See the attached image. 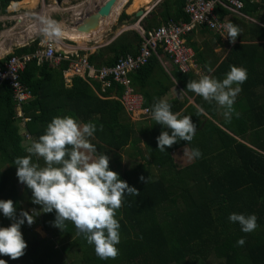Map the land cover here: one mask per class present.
<instances>
[{"label": "trees", "instance_id": "obj_1", "mask_svg": "<svg viewBox=\"0 0 264 264\" xmlns=\"http://www.w3.org/2000/svg\"><path fill=\"white\" fill-rule=\"evenodd\" d=\"M11 1L20 0H0L1 14ZM185 1L164 0L157 7L156 16L151 13L149 18H144V28H157L169 20L188 21L182 12ZM170 2L173 8L169 11ZM176 6L180 14L176 13ZM218 9L215 12L220 19L222 15ZM248 27L245 29L247 42L264 41L263 26L250 24ZM134 39L140 43V36L135 33L122 35L110 49L118 46L134 55ZM37 44L33 41L28 46L16 48L13 54L0 61V70L13 55L33 54L38 49ZM245 50L264 51V45H234L224 62L233 61V66H243L249 71L235 99L231 119L214 124V101H205L199 95L194 98L197 109L192 105L184 109L185 104L169 102L173 113L191 116L196 132L192 141H178L171 147L166 146L165 152L157 150L156 138L163 129L151 119L150 111L152 104L160 99V94L155 98L156 94L150 90L153 85L163 87L161 94L172 86L171 81L168 86L161 81H150L156 70L165 74L158 58L164 62L168 57L161 49L157 50V56L149 58L147 65L129 75L132 88L143 98V107L150 111L148 117L141 119L147 120L144 132L140 134L142 139L137 136L133 124L120 120L123 108L119 101L107 99L114 89L119 97L121 88L113 85L100 93L99 84L93 82L96 89L93 91L88 83L75 78L70 89H64L62 83L57 84L62 80L60 72L48 64L37 65L35 60L30 61L20 75L21 84L32 95V99L21 106L22 115L29 118L25 127L29 142L44 133L53 117L69 115L80 122L92 121L97 125L93 136L96 154L108 155L110 170L115 172V166L120 165V153L127 148L131 150L127 157L133 166L126 169L120 179L140 194L136 197L128 195L116 210L114 218L120 224V242L114 259L97 257L93 246L86 243L82 235H77L70 221L65 222L62 231L53 227L55 211L40 214L41 230L47 237L32 235L28 239L29 225L25 222L20 229L27 244L24 255L15 260L8 256H0V259L6 264H264V64L261 69L257 65H262L255 61L247 63L240 56ZM262 60L264 62V55ZM61 66L64 68L66 64ZM171 74L186 94H195L186 90L192 77L181 74L176 68ZM15 107L11 87L8 82H2L0 200H12L18 215L21 210L35 208L39 211L40 206L31 203V190L25 185L22 184L21 193L17 190L19 182L13 161L28 153L27 147H22L23 137L19 135L18 127L21 118L16 116ZM199 108H203L202 113ZM140 143H143L142 148ZM182 148L190 151L197 148L202 155L179 169L172 156ZM32 159L40 166L44 165L42 158L33 156ZM141 176L146 183L139 179ZM230 213L255 214L258 227L243 233L238 223L229 222ZM9 222L12 221L0 215V227H7ZM240 238L245 240L243 246L236 243Z\"/></svg>", "mask_w": 264, "mask_h": 264}, {"label": "clouds", "instance_id": "obj_2", "mask_svg": "<svg viewBox=\"0 0 264 264\" xmlns=\"http://www.w3.org/2000/svg\"><path fill=\"white\" fill-rule=\"evenodd\" d=\"M41 25V33L49 39H59L65 35L54 19L42 18ZM223 27L229 42L234 43L239 33L238 26L229 22ZM229 69L221 80L203 75L199 80H189L186 84V90L222 106L226 119H231L240 86L247 79L246 68L230 65ZM150 111L151 119L163 129L156 138L158 151L165 152L166 146L171 147L181 140L192 141L196 125L191 121V116L173 113L171 105L164 99L155 101ZM199 111L203 112V108H199ZM96 131L97 125L92 121L80 122L69 115L53 117L44 133L33 140L29 147L26 146L28 155L14 159L18 182L31 190V203L40 206V210H21L17 215L12 200H0V215L12 221L8 227H0V256H8L12 260L22 257L27 244L21 226L25 222L31 225L36 216L53 211L55 217L52 226L62 231L65 222L70 221L77 235H82L86 243L93 246L101 260L114 259L118 255L116 246L120 242V224L114 218L116 210L128 195L136 197L140 193L109 169L108 155L96 154L95 145L89 142ZM21 136L23 141L29 142L27 133ZM201 155L200 150L194 148L188 158L198 159ZM33 156L42 158L44 165L33 162ZM139 179L145 181L143 176ZM228 220L238 223L243 233H250L258 227L255 214L230 213ZM236 243L243 246L245 240L240 238ZM0 264H6V261L0 259Z\"/></svg>", "mask_w": 264, "mask_h": 264}, {"label": "crops", "instance_id": "obj_3", "mask_svg": "<svg viewBox=\"0 0 264 264\" xmlns=\"http://www.w3.org/2000/svg\"><path fill=\"white\" fill-rule=\"evenodd\" d=\"M22 1H24V0H20L17 2L11 1L8 4V6L5 7V11L2 14H1V9H2L1 6L2 5L0 3V16L6 14V9L10 5H11V7H13V4L16 3L17 5H19ZM140 1L141 0H123V1H117L116 0L115 4L113 6L114 8L111 10V12H113L111 18L107 22L104 20H103V22L106 26L104 32H107L113 26H114L113 30L118 29L119 31L112 39L110 38L106 42L100 37L101 35H99V34H97L93 37H89V39H88V36L85 37L86 35L78 34L75 31V29H67L66 30L64 27H61L63 32L65 33V35L59 39H49L46 36L41 35L38 38H36L35 40H33V41L38 42V44H37L38 49L36 51H41L43 49V47H45V45L47 44L46 42L48 40H52L53 41L52 45L57 49V51L59 53L60 52H74V53H79L81 55H84L87 57L88 61L90 62V64L94 68H101V67H105V66H110V64L114 65L117 62V60H119L123 57H126L128 55L129 56H137L139 53V46L137 48H136V46L138 45L139 42L138 41L136 42L135 39L132 42V47H133L132 51L133 52L135 51L134 55H132L130 52H125V49H121V47L117 46V47L110 49V46L112 43L116 42L122 35L135 33L139 37V34H138L139 28H141L143 30H149V29L144 28V25H145L144 18H149L151 13L153 14V16H156V14L158 13V11H156V9H157V7H159L162 4V2L164 0H155V2H153L154 0H151L146 5L144 3L139 4ZM171 1H176V0H171ZM180 1L184 2V0H180ZM240 1L243 3V9L241 11V16L234 15L222 7L221 8L223 10L222 9L220 10L218 8H216L214 10V12H215L218 9L219 10L218 13H220L222 15V18H220L222 20H220L219 17L217 16L216 12H215V15L218 17V19L220 21H225L226 23L231 22L234 25L238 26L239 33H238V36H237L234 43L229 42V39H227V35L226 36H220L219 34L213 32L211 30H210L211 32L207 31L208 28L204 29L202 26L197 27L191 33H189L187 36H185L186 46L190 45L188 47L191 49L192 54H193V57H192L193 58V69L188 73V75L190 77H192V80H199L201 78V76H203V75H208L209 77H214L217 80L223 79L225 77V74L230 70L229 66L230 65L233 66V61L227 62L225 64H224V62H226L227 56H228L229 52L231 51V49L233 48L234 45L250 44V43L264 45V41L247 42L246 38L248 36H247V32L245 31L246 28H250V27H248L250 24L255 25V26H263L264 27V0H256V1L245 0L244 2L242 0H240ZM29 3L31 4L29 7H33L35 4H37V0L30 1ZM101 5H102V3H101ZM142 6L144 7L143 9H138ZM76 8H78V7H76ZM172 8H173V3L170 2V9H168V10L170 11V10H172ZM116 10H117V13H115ZM90 11L91 10H89L86 13L89 14ZM92 12L94 13V11H92ZM176 13H179L177 6H176ZM123 15H125V17ZM73 20H74V15H73ZM74 22L71 23V25H70L71 28H73V26L76 24ZM34 25H37V24H31V26H34ZM31 26H29L28 29ZM4 28H5V26H4L3 22L0 21V33H2L4 31ZM97 31H95V32H97ZM95 32H92L88 35L92 36L93 34H95ZM1 35L2 34H0V36ZM93 39H94V42H98V43L97 44H88V47H87L86 43L93 40ZM83 45L85 46V48H82ZM26 46H28V45H26ZM17 48H19V47H17ZM15 49L16 48L11 49L9 51L4 50V49H0V51H3V53H0V61L3 60L4 58H6L8 55L13 54ZM123 52H125V54L121 55ZM2 55H3V57H1ZM23 55H31V54H23ZM23 55H18V56H23ZM263 55H264V51H248V50H245V51L240 52V56L242 57V59H245V61L247 63H252L253 61H255L256 64H261L262 66L257 65L258 68L262 67L261 69H263V64H264V62L262 60ZM92 57H93V59L91 60ZM33 60H35V59H33ZM158 62H159L160 66L163 69L165 74H162L159 70H156L154 77L150 81H161L164 86H168L169 81H171L172 86H170L167 89V91H165L163 94H161L163 87H161L160 85L156 86V84H154L153 85L154 88H151L150 90L152 91L153 94H156L155 98H157V95L160 94V99H164L168 103L174 101V102H177L180 104H185L184 109L186 108V106H189V105H192L197 109V105L195 104V100H194V98L197 96V94H193L192 96H189L188 94H186L181 89V87L176 83V80L172 77L171 73H172V70L175 68V66L172 65V63L169 61L168 58L164 62L162 59L158 58ZM36 63H37V65H41L42 63H45L46 65L48 64L52 69L60 72L61 73L60 76H61L62 80L59 81L57 84L62 83V86L64 89H70V87L72 85V81L75 78H77V77H74V78L63 77V71L67 68V63H64V64H66V67H64V68H62V66H61L63 63L58 67H55V66H53L47 62L38 63L36 61ZM236 66L237 67H243V66H239V65H236ZM23 71L24 70H22V72ZM135 71H137V70H135ZM135 71H132L131 73L128 74V80L129 81H130L129 75H131ZM20 75H21V73H20ZM247 76H249V71L247 72ZM77 79L82 80L80 78H77ZM82 81L85 83H88L90 85V87L93 89V91H96V89L93 85L94 81H89V82H87L85 80H82ZM94 83H96V82H94ZM117 86L119 88H121V91L123 90L122 86H119V85H117ZM130 87H132L131 81H130ZM133 90H135V89H133ZM105 92H102V93H105ZM109 95L111 97H109L107 99H117L118 98V95H117V92L115 89H114V91L109 93ZM31 99H32V95H31ZM30 100H28L26 103H24L23 106H25ZM214 105H215L214 109H215V119L216 120L213 123L218 125V123H221L226 118L224 116L223 107L218 105L215 101H214ZM18 111H21V109H17L15 107V112L17 113ZM120 115H121L120 120H123L126 122L129 121L131 124H133L135 126V129L137 130V133H138L137 136H139L142 139L141 135L144 132V129L146 127L145 122L147 120L141 121V119H139L140 121H137L136 118L132 117L133 119L136 120V121H133V119L130 118V116L128 117L125 112H122ZM207 118H209V117L207 116ZM25 119L28 120V121H25V123H22L21 120L20 121L18 120V127H19V135L20 136L26 134L25 127H26V123L29 122V118L25 117ZM90 139H92L91 144H93V137ZM30 144H31V142L29 143V142L23 141L22 147L30 146ZM141 146L143 147V143H140V147ZM40 220H41V216L39 217V221ZM40 229H41V227H40ZM42 232H44V231H42Z\"/></svg>", "mask_w": 264, "mask_h": 264}, {"label": "built area", "instance_id": "obj_4", "mask_svg": "<svg viewBox=\"0 0 264 264\" xmlns=\"http://www.w3.org/2000/svg\"><path fill=\"white\" fill-rule=\"evenodd\" d=\"M256 1V0H254ZM222 7L234 15L241 16L243 3L240 0H186L183 12L188 21H172L149 30L138 29L140 35L139 53L137 56L123 57L112 66L94 68L87 60L86 56L68 52H58L52 45L53 41L48 40L41 51H36L31 55L11 56L0 70V84L8 82L12 90V96L16 102L17 109L31 99L29 90L20 82V73L24 70L28 62L35 59L38 63L47 62L58 67L62 63H67V68L63 71V77H77L87 82L94 81L100 85L101 92L111 88L122 86L123 90L118 97V101L127 116L142 119L150 115V111L143 107V98L130 87L128 74L147 65L152 55L157 56V50L161 49L181 74H188L193 69V54L186 46L185 36L199 26H204L209 30L226 36L223 25L225 21H220L214 10ZM17 116L22 123L26 120L22 112L18 111Z\"/></svg>", "mask_w": 264, "mask_h": 264}, {"label": "rangeland", "instance_id": "obj_5", "mask_svg": "<svg viewBox=\"0 0 264 264\" xmlns=\"http://www.w3.org/2000/svg\"><path fill=\"white\" fill-rule=\"evenodd\" d=\"M25 1L26 0L22 1L17 6H16V3H15V6L13 7H11L10 5L6 9V14L0 16V21H2L5 26L4 31L0 33L2 34L0 36V49L9 51L17 47H23V46L29 45L33 40L43 35L40 31V28L42 27L41 25L42 18L54 19L60 24L61 27H64L67 30V29H71L70 25L75 20L76 21L74 23H77L79 19L81 18L82 20L85 19V16L88 15V13L86 12H88L89 10L95 12L99 8V6H101L100 0H37V4H35L33 7H29L31 4L29 3L27 5ZM150 1L151 0H141L139 4L144 3L146 5ZM153 2H155V0ZM77 6L78 7L80 6V7L76 8ZM53 8L54 10H51ZM143 8L144 7L142 6L138 9H143ZM78 13L82 14V16H79ZM90 13H93V12H90ZM112 13L113 12H110V15H112ZM73 15H74V20H73ZM31 24H37V27H36L37 32L32 33L31 34L32 36L29 38L28 27L31 26ZM113 27L107 32H104L106 26L103 23L101 24L100 29L97 32H95V34H93L92 36L87 34L85 37L88 36V39H89V37H93L99 34L101 35L100 37L106 42L110 38L112 39L119 31L118 29L113 30ZM97 43L98 42H94V39H93L87 42L86 44L88 47V44H97ZM82 48H85V46L83 45ZM1 57H3V55ZM133 121H136V120L133 119ZM137 121H140V120L137 119ZM89 142L91 143L92 139L89 138ZM130 151L131 150L127 148L124 152L119 154V157L121 158L120 165L119 166L116 165L117 168L115 166V173L118 174L119 179L121 177V174L126 169L133 166V164H131V162L128 160V157H127V154H129ZM190 152L191 151L188 148H182V149H178L177 151H175L172 157L175 163L177 164V166L179 167V169L185 168L192 163L193 159L189 160L188 158V155L190 154ZM137 161H140V160L137 159ZM2 169H4V167H2ZM22 186H23L22 184L17 183V190L19 191V193H21L22 191ZM39 217H40L39 215L36 216L34 218V222L28 226L29 230L27 229V233H26L28 239L32 235H38L40 238L47 237V235H45V233L42 232L40 229L41 226H40ZM10 223L11 222L7 223V227L10 225ZM211 262L213 263L214 260L212 259ZM200 264H210V263L206 262V263H200Z\"/></svg>", "mask_w": 264, "mask_h": 264}, {"label": "water", "instance_id": "obj_6", "mask_svg": "<svg viewBox=\"0 0 264 264\" xmlns=\"http://www.w3.org/2000/svg\"><path fill=\"white\" fill-rule=\"evenodd\" d=\"M116 0H106L99 8L91 15H87L85 19H79L76 23L75 29L79 34H90L100 29L103 20L110 15L111 8L114 6ZM92 12V11H91Z\"/></svg>", "mask_w": 264, "mask_h": 264}, {"label": "bare ground", "instance_id": "obj_7", "mask_svg": "<svg viewBox=\"0 0 264 264\" xmlns=\"http://www.w3.org/2000/svg\"><path fill=\"white\" fill-rule=\"evenodd\" d=\"M104 1H105V0H100V2H101L102 4L104 3ZM117 1H123V0H117ZM80 2H81V1H80ZM84 2H85V1H84ZM131 3H132V2H131ZM148 3H149V2H148ZM148 3H147V4H148ZM83 4H85V3H83ZM76 5H77V4H76ZM78 5H79V4H78ZM122 6H123V5H122ZM77 7H78V6H77ZM79 7H80V6H79ZM79 7H78V8H79ZM89 8H90V7H89ZM113 8H114V7H112L111 10H112ZM83 9H84V8H83ZM117 9H118V8H117ZM83 12H84V10H83ZM118 12H119V11H118ZM115 13H117V10H116ZM78 14H79V13H78ZM92 14H94V13H92ZM81 15H82V14H79V16H81ZM114 15H115V14H114ZM111 16H112V15L108 16V18L105 19L104 21L107 22V21L111 18ZM71 18H72V17H71ZM111 22H112V21H111ZM36 27H37V25H34V26H31V27L29 28V37L32 36V35H31L32 33H34V32L36 33V32H37ZM40 27H41V26H40ZM110 28H111V27H110ZM3 44H5V43H3ZM9 44H10V43H9ZM21 45H22V44H21ZM63 49H64V48H63ZM0 53H3V51H0Z\"/></svg>", "mask_w": 264, "mask_h": 264}]
</instances>
